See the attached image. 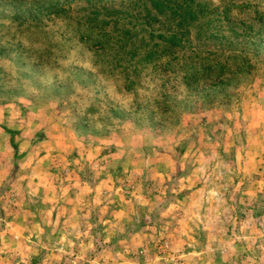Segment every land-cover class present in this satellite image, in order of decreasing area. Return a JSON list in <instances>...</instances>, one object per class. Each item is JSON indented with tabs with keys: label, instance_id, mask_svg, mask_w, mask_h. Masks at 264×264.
Here are the masks:
<instances>
[{
	"label": "rangeland",
	"instance_id": "obj_1",
	"mask_svg": "<svg viewBox=\"0 0 264 264\" xmlns=\"http://www.w3.org/2000/svg\"><path fill=\"white\" fill-rule=\"evenodd\" d=\"M187 1L221 74L171 0H0V264H264V0Z\"/></svg>",
	"mask_w": 264,
	"mask_h": 264
},
{
	"label": "trees",
	"instance_id": "obj_2",
	"mask_svg": "<svg viewBox=\"0 0 264 264\" xmlns=\"http://www.w3.org/2000/svg\"><path fill=\"white\" fill-rule=\"evenodd\" d=\"M170 9V16L172 18L171 24L165 33H162L159 29V34L157 35L164 45H169L172 51L169 54L170 58L165 62V66L163 67L160 65L163 70L162 74L167 77V80H175L177 75H180L183 70H190L193 71L194 74L197 73L199 75L200 73L212 75L214 71L221 74L224 68L223 65L216 63V65L204 66L199 61L204 58H200L192 47L191 31L194 28L193 21L195 19L194 15L196 9H194L192 4L187 0H171ZM185 45H188L190 50H192L190 54L193 55L182 54V52H184L183 49L186 47ZM160 57L161 54L156 56V59L158 60ZM178 58L182 59V62L178 61ZM191 76L192 75L189 77Z\"/></svg>",
	"mask_w": 264,
	"mask_h": 264
}]
</instances>
